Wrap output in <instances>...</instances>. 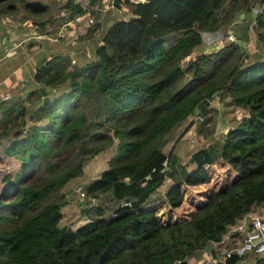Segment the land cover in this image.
<instances>
[{
	"label": "trees",
	"instance_id": "16d2710c",
	"mask_svg": "<svg viewBox=\"0 0 264 264\" xmlns=\"http://www.w3.org/2000/svg\"><path fill=\"white\" fill-rule=\"evenodd\" d=\"M68 5L70 18L99 16L73 1ZM133 6V16L104 36L96 58L80 66L72 64L71 55H54L37 69V88L26 98L0 102V143L9 142L0 165L18 162L13 176L8 170L0 178L5 183L0 264H188L264 207V59L246 65L247 47L235 39L226 42L223 35L225 44L186 61L204 46L205 35L216 36L239 14L255 10V40L264 55V0H157ZM48 9L28 0H0V17L23 15L42 34L51 33L47 26L54 22L43 20ZM99 28L101 23H94L83 37ZM174 34L180 36L169 44ZM97 95L114 108L91 122L88 112ZM206 99L228 101L243 116L232 119L223 141L214 143V154L198 150L193 155L197 168L188 173L179 167L174 149L165 153L163 145L186 120L193 127L204 118L200 132L208 128L210 107L195 115ZM114 145L109 169L86 187L87 193L94 199L112 194L132 206H121L107 219L99 210L98 219L77 231L60 226L62 190L85 174L87 161ZM218 158L235 179L207 199L204 195L189 219L164 220L159 212L165 202L172 212L181 209L186 190L212 180L208 167ZM171 179L165 202L150 200ZM243 258L224 255L216 264H240ZM255 261L264 264L257 256Z\"/></svg>",
	"mask_w": 264,
	"mask_h": 264
},
{
	"label": "rangeland",
	"instance_id": "374dc122",
	"mask_svg": "<svg viewBox=\"0 0 264 264\" xmlns=\"http://www.w3.org/2000/svg\"><path fill=\"white\" fill-rule=\"evenodd\" d=\"M31 2V0H28ZM47 3H49L50 5H48V15L47 17L44 16V19L50 18V21H54L51 25V23H48V26L51 25L53 28L47 30V32H51L49 33L50 35H52V37H54L56 40H54V43L58 44L59 46L54 50V55L57 54H63V55H71V58L73 59V65H80L83 66L84 64L90 62L91 60H93L94 58H96V49L102 44L104 43V36L110 31L109 27L111 26L110 24L107 25V27L103 30L102 26L101 28H99L93 35H89L87 37H83V34H87V30L88 28H90L94 23H100L97 20L100 18L98 16V18L96 19L95 17H92L94 20V23H90L89 22V17L91 16V14L87 15L86 18L84 19V22H81V29L78 31L77 33V29H72L71 26H63L65 21H68L66 15L62 14L61 11L59 12L60 8H61V4L64 3L63 1H59L57 4L51 0L48 1ZM44 4V3H43ZM92 4V3H91ZM90 4V6H91ZM256 9L259 8L258 5L257 7H255ZM57 15V17L54 19L55 14ZM255 12H257V10H255ZM243 13L242 15H244V20L243 18L241 19L240 14L238 15V17H236L230 24H227L225 26H223L221 28V30L217 33V35H213V34H208L205 35V42H204V46L198 48V50L196 52L193 53V55H191V58H195V56L197 55L198 52L200 51H205V52H212L214 51L218 46L222 45L220 42L219 43H215V41H220V39L222 40V36L224 37V39L229 35V34H234L235 35V40H241L242 43L243 41H247V43L249 44V46L247 47V52H248V56L249 58L247 59V61L245 62L246 65H248L250 62L253 61H257V60H262L264 59V55L263 52L258 48L256 40H255V32H254V25H255V14L256 13ZM68 13V12H67ZM89 16V17H88ZM126 18H128V14L126 15ZM57 20V21H56ZM23 33L22 36L24 38H29L32 37V32L35 31L38 34H42L39 31V26L36 23H33V25L31 27H28V30L21 27ZM72 30V32H71ZM15 30L12 28H3L0 29V36H10L11 34H14ZM216 34V33H215ZM14 36H18L16 34H14ZM78 36V37H77ZM180 36V34H174L172 36H170L168 38V43L172 44L173 42H175L177 40V38ZM51 37V36H50ZM32 40H36V39H32ZM48 40V39H47ZM225 44V43H223ZM76 45H82L80 48H82L81 50L79 49V52L76 51ZM218 45V46H217ZM212 47V48H211ZM57 53V54H55ZM187 58L186 61H188ZM185 61V62H186ZM6 73H8L6 71ZM3 72L2 70H0V102L2 100L5 101V97L9 96V101H14L17 98H26L27 95L32 92L33 90H35V88H37V86H31V80H33V78H27L28 82L25 81H18V79H12V77L10 78L9 76H3ZM65 91V89L60 90L57 94H60V92ZM56 94V96H57ZM216 101V105H218L220 103V100L218 101L217 99ZM114 106L111 102H109L107 99H105L104 97H101L99 95L95 96V101L93 103V105L91 106L89 112H88V116L91 122L94 121H98L102 118H104L107 114H109L110 112H112ZM217 112L218 109H215ZM235 116L233 118H241L243 116L242 110H239V113L234 112ZM0 117H1V112H0ZM232 118V119H233ZM232 119L230 120V124L226 121L224 123H221L222 127L225 129V134L228 132V130L230 128H232L233 124H232ZM207 121L209 120L206 119ZM223 120V117H221V121ZM206 122V121H205ZM198 124L195 125L194 128H196V131H193V135L192 138H190V141L184 144H179V147L181 149V164H179V167H183L184 169L191 170L193 171L197 166H196V161L193 157V155L200 150V148H202L203 146H205V142L202 140L201 138V132H203V135L206 134L205 131H201L200 132V128L202 126V123L199 119H198ZM207 126L209 125V121L206 122ZM32 122H28L27 126L30 128L32 126ZM211 125V124H210ZM200 127V128H199ZM222 127H220L217 124L216 130H215V134L213 136V131L211 133H209V135L211 136L212 140H214L215 142L219 141L220 138L223 137V132L224 130L222 129ZM213 128V127H212ZM180 130L181 129L180 127ZM223 131V132H222ZM174 132L171 133L170 135H168L164 141V145H163V149L165 153H169L171 150H173L174 148V143H176V146L178 143H180L182 141V139L180 140V136L182 138V135L185 133H180L178 135H174ZM196 132V133H194ZM189 134H186L185 136H183V139L186 138V136ZM206 135V136H209ZM178 140H180L178 142ZM184 141V140H183ZM9 144V142L7 141H2L0 143V153L3 154L5 151V148L7 147V145ZM116 151V145H114L113 147L109 148L108 150L104 151L103 153H100L99 155H97L96 157H94L93 159L89 160L86 162V170H85V174L81 177V179H79L80 181L78 184H84L85 187H88L89 184H91L92 182H94V180H96V178H100L101 175L103 174L104 171L108 170L110 165H109V161L110 158L115 154ZM5 163V164H4ZM2 165H0V178H4L6 175H8L9 171L11 170L12 176L17 172L18 170V162L17 161H8V163L4 162ZM17 164V167H16ZM11 168V169H9ZM180 170V169H179ZM208 171L211 174L212 180L210 182H208L205 185L202 186H198L195 189L192 190H186V202L184 204V206L177 210V211H173L171 209H169V205L167 202H165L164 200V196L166 194V190L175 182L174 179H171L168 182V185H166L165 187L161 188L159 192H157V194H160L161 199L166 203L165 206H163V211L159 212V214L162 216V218L164 220H167V218L169 217H173L176 220L179 221H183L186 219L190 218L191 213L193 212L194 208L197 206V203L202 200V198L204 197V199H207L211 193H213L214 191H218L220 189H223L225 186H227L229 183H231L234 179L236 174L234 173V171L232 170V168L223 163V161L219 160H215V163L213 165H210L208 167ZM179 172V171H178ZM180 175V173H179ZM98 178V179H99ZM74 186V189H71L72 192L70 191L69 196H67L68 199L71 198V202L67 205L68 206V210L64 211L66 214L70 215V214H74L79 210H82V212L84 210H89L90 212H88L87 215L89 216H96L97 215V208L98 205H102L104 200H108V198H103L99 199V200H95L94 202H91L92 200H85V201H81L80 200V196L76 191V186ZM5 187V183L3 184V182L0 184V190H2ZM163 191V192H162ZM89 203V204H88ZM88 204V205H87ZM107 205V204H106ZM185 211H189V212H185ZM163 212V213H162ZM261 216V215H258ZM255 216H250V218H253ZM249 218V219H250ZM248 219V220H249ZM247 221V219L245 220ZM237 234H241V232H236L233 231L232 234L228 237H225V244H223L224 247H226L227 249L225 250V253L230 249V247L235 244L236 242H238V239L241 240L243 238V235H241L240 237L237 236ZM218 246V245H216ZM219 250V249H217ZM255 259L257 255H252Z\"/></svg>",
	"mask_w": 264,
	"mask_h": 264
},
{
	"label": "crops",
	"instance_id": "0c3cea01",
	"mask_svg": "<svg viewBox=\"0 0 264 264\" xmlns=\"http://www.w3.org/2000/svg\"><path fill=\"white\" fill-rule=\"evenodd\" d=\"M48 1H51V0H31L32 3H36V4H43L44 3V4L50 5L49 3H47ZM53 1L56 4L59 1L64 2L61 4V8H60L59 12L61 11L62 14L68 16L67 17L68 21L64 22L62 28L64 26H71L72 29H74V28L77 29V33L80 29L82 31L81 22H84V19L86 18V16L88 14L90 15L91 13H88L86 16H80L79 14H77L73 18H70V14L72 13V9H73V8H71V6L68 5L70 3V1H73V3L75 5L82 6L83 9L87 10L88 12L89 11L97 12L99 14V17H100L97 21L101 23L103 30L107 27L108 24L111 25L109 27V29H111L116 23H118L120 21H124V20H129L134 14L133 13L134 12V6L133 5L136 4L132 0H130V2L133 5H130L123 0H121L119 2H118V0H89V4L87 6H85V3L82 0H53ZM90 4H91V6H90ZM125 14L126 15L128 14V18H126ZM56 17H57V15L55 14L54 19ZM91 17H93V16L91 15L89 18H91ZM241 18H244V15L241 14ZM32 25H33V23L31 22V20L25 18L23 15L15 16V17L10 16V15H5V16L0 17V29L6 28V27L12 28L15 30L14 34L18 35V36H14V34H11L10 36H0V70H2V72L4 74L3 76H9L10 78L12 77L13 80L18 79V81L28 82L27 78H33V80H31L32 81L31 86H34V77H35L37 69L40 68L45 63V61L47 59L54 56V52H55L54 50L59 45L54 43V40H56V39L54 37H52V35H50L49 33H47V34H45V33L40 34L39 33L38 34L37 32L33 31L32 37L24 38L22 36V33H23L22 31H24V30H22L21 27L28 30V27H31ZM51 25L53 26V24H51ZM51 25L47 26V30H49L50 28L51 29L53 28ZM47 30H46V32H47ZM71 32H72V30H71ZM33 38L36 40H32ZM219 42L220 41H215V43H219ZM220 43L223 44L222 41ZM243 44L246 47L249 46L247 41H243ZM79 46L81 47L82 45H76V51L77 52H79V49L80 50L82 49ZM203 52H205V51L203 50ZM55 54H57V53H55ZM188 58H191V56ZM6 71L8 73H6ZM57 93L58 92L56 91L55 94H57ZM6 97H9V96H6ZM217 100L219 101V99H217ZM215 103H216L215 100L211 101L209 106H208V107H210V113H209V116L207 117V119L209 118V120H208L209 125H208V128L205 130V132L209 135L210 131H212L211 128L214 126L213 136L216 135L215 134V130H216L215 127H217V124L220 127H222L221 123H224L226 121L230 124V120L235 116L234 112L239 113V110H241L238 107L232 106L228 101L225 103L220 102L218 105H216ZM216 108L218 109L217 112H215ZM221 117H223L222 121H221ZM239 119H240V117H239ZM190 125H191V120H186L183 123L177 125L168 134V135H170L171 133H173V131H175L174 135H178L180 133L185 132L182 135V138L180 136V140L182 139V141L180 143H178L177 146H176V143H174L175 145L173 148L175 151V154L179 158V164H181L180 163L181 162V160H180L181 159V149L179 147V144H184V146H185V143L189 142L190 138H192V136H191V135H193L192 132L196 131V128H194L195 126L190 127ZM180 127L183 130H180ZM223 127H222V129L224 130V132L222 131L223 137L219 139L220 141H223V138H224L225 132H226ZM194 133H196V132H194ZM186 134H189V135H187L186 138L183 139V136H185ZM199 134H201L200 136H201L202 140L205 142V146L200 148V150H207L208 152H210V154H214L213 153V146H214L215 141L212 140L210 135L209 136H206V134L203 135V132H201ZM180 140H178V142ZM216 155L217 154H215V157H216ZM219 159L220 158H218L217 160H219ZM196 166H197V164H196ZM85 170H86V168H85ZM186 171L188 173L193 172L191 170H188V168L186 169ZM79 179H81V177L73 179L72 181H70L64 187V189L61 192L60 202L64 206L63 207L64 211L68 210L67 205L71 202V198L68 199L67 196H69V195L72 196V194H70V191L72 192L71 189H74V186L77 185L76 183H78L80 181ZM159 191H160V189L152 195L150 200H153L156 198H161L160 194H157V192H159ZM105 197L108 198V200H104V202L101 206L98 205L97 215L95 217L94 216L91 217V216L87 215L88 212H90L89 210H84L83 212H82V210H79L76 213L70 214V215H68L64 212V217L60 221V226H62V227L67 226V227H70L71 229H73L74 231H77L83 225L98 219L99 218V215H98L99 210H103V212L105 213L104 218L107 219V218H110L111 216H114L115 212L123 205L124 201H127V200H117L116 198L113 197L112 194L106 195ZM105 197H103V198H105ZM99 199H102V197L98 198L97 200H99ZM258 215H261V216L264 215V207L259 208L255 213H250L245 218L249 219L250 216L256 217ZM244 220L245 219L240 220L238 222V224L244 222ZM237 225L232 226L229 229L228 233L224 236V240L220 244L214 243V244L210 245L209 247H207L206 249L199 250L196 254H194L189 259L188 264H216L221 259V257L225 255V250L227 249L226 247L223 246V244H225V237L229 238V236L232 234V232L235 231V228ZM216 245H218V246H216ZM217 249H219V250H217ZM255 260L256 259L252 255H249V256L244 257L242 259V261L240 262V264H255V262H256ZM257 260L264 263V254L263 255H257Z\"/></svg>",
	"mask_w": 264,
	"mask_h": 264
},
{
	"label": "built area",
	"instance_id": "2783aa9c",
	"mask_svg": "<svg viewBox=\"0 0 264 264\" xmlns=\"http://www.w3.org/2000/svg\"><path fill=\"white\" fill-rule=\"evenodd\" d=\"M85 3V6L89 4V0H82ZM134 3H146V0H132ZM90 23H93V18L89 19ZM235 39L234 34H230L225 41H233ZM5 100H8L9 97H5ZM201 121H204V118H200ZM76 191L80 196L81 201L92 200L94 202L96 199L88 196L87 189L84 184H78L76 186ZM123 207L132 206L131 201H124ZM246 220V219H245ZM238 224L235 228L236 232H241L237 234L238 237L243 235L241 240L238 239V242L233 244L230 249L225 253L227 257L239 256L246 257L249 255H263L264 254V215L256 216L250 218L249 220Z\"/></svg>",
	"mask_w": 264,
	"mask_h": 264
},
{
	"label": "water",
	"instance_id": "95a60500",
	"mask_svg": "<svg viewBox=\"0 0 264 264\" xmlns=\"http://www.w3.org/2000/svg\"><path fill=\"white\" fill-rule=\"evenodd\" d=\"M155 1H157V0H146V2H155ZM239 44L240 45H242V41L241 40H239ZM217 95H218V93H217ZM209 104H210V101L209 100H204L203 102H201L200 104H199V107L198 108H196V110H195V115H199L207 106H209ZM168 164H169V162H168V160L164 163V165L167 167L168 166Z\"/></svg>",
	"mask_w": 264,
	"mask_h": 264
}]
</instances>
